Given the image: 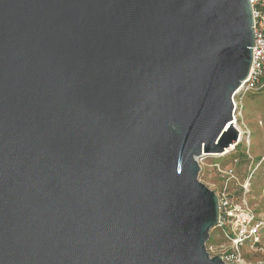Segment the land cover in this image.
<instances>
[{
	"label": "water",
	"instance_id": "1",
	"mask_svg": "<svg viewBox=\"0 0 264 264\" xmlns=\"http://www.w3.org/2000/svg\"><path fill=\"white\" fill-rule=\"evenodd\" d=\"M254 40L251 0H0V264H228L198 158Z\"/></svg>",
	"mask_w": 264,
	"mask_h": 264
},
{
	"label": "rangeland",
	"instance_id": "2",
	"mask_svg": "<svg viewBox=\"0 0 264 264\" xmlns=\"http://www.w3.org/2000/svg\"><path fill=\"white\" fill-rule=\"evenodd\" d=\"M243 118L252 131L251 144L241 141L231 153L207 155L199 179L216 193L225 190L231 197L245 196L256 217L264 223V91L249 92L244 96ZM242 154L247 155L249 164L248 167L244 164L247 168L238 169ZM230 170L234 171V177L224 173ZM224 238L221 228L212 229L207 243L212 256L221 253L220 244L228 245ZM247 251H251L250 247ZM249 255L250 260H264V230L258 249Z\"/></svg>",
	"mask_w": 264,
	"mask_h": 264
},
{
	"label": "built area",
	"instance_id": "3",
	"mask_svg": "<svg viewBox=\"0 0 264 264\" xmlns=\"http://www.w3.org/2000/svg\"><path fill=\"white\" fill-rule=\"evenodd\" d=\"M254 14L255 40L253 61L249 76L233 95V122L239 131L241 141L251 144L252 131L243 118V98L249 92L264 91V0H251ZM207 155L198 158L200 166ZM219 170L220 167H219ZM231 177L234 171L224 172ZM220 204V220L216 227L222 229L226 243L220 244L218 254L228 264H264V260H250L246 254L258 249L264 223L256 217L245 196L231 197L225 190L217 193ZM208 253V245H206ZM250 247L251 251H247Z\"/></svg>",
	"mask_w": 264,
	"mask_h": 264
},
{
	"label": "trees",
	"instance_id": "4",
	"mask_svg": "<svg viewBox=\"0 0 264 264\" xmlns=\"http://www.w3.org/2000/svg\"><path fill=\"white\" fill-rule=\"evenodd\" d=\"M239 146V145H238ZM244 164L248 167V164H249V160H248V158H247V155H245V154H242V160H241V163L240 164H238V169H244L245 167H244ZM246 167V168H247ZM246 257H250V255L249 254H246Z\"/></svg>",
	"mask_w": 264,
	"mask_h": 264
},
{
	"label": "bare ground",
	"instance_id": "5",
	"mask_svg": "<svg viewBox=\"0 0 264 264\" xmlns=\"http://www.w3.org/2000/svg\"><path fill=\"white\" fill-rule=\"evenodd\" d=\"M230 123H232V122H230ZM241 140H242V138L239 137V142L237 144L232 145L229 149L226 150V152L224 154H218V155H225V154L233 152L237 148V146L240 144Z\"/></svg>",
	"mask_w": 264,
	"mask_h": 264
}]
</instances>
